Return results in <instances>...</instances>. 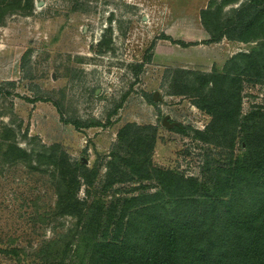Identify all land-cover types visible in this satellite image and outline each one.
Segmentation results:
<instances>
[{"label":"rangeland","instance_id":"374dc122","mask_svg":"<svg viewBox=\"0 0 264 264\" xmlns=\"http://www.w3.org/2000/svg\"><path fill=\"white\" fill-rule=\"evenodd\" d=\"M221 76L242 79V117L264 111V4L0 0V264H79L85 220L59 207L68 165L96 172L78 197L103 216L161 190L122 163L137 148L119 139L127 125L148 140L157 129L154 168L210 189L231 152L198 138L212 117L196 102ZM167 116L179 126L164 125ZM238 137L233 159L245 153L243 128Z\"/></svg>","mask_w":264,"mask_h":264},{"label":"trees","instance_id":"16d2710c","mask_svg":"<svg viewBox=\"0 0 264 264\" xmlns=\"http://www.w3.org/2000/svg\"><path fill=\"white\" fill-rule=\"evenodd\" d=\"M252 3L262 6L264 0ZM218 79L204 83L196 102L212 117L198 138L231 152L228 169L212 170L210 189L208 183L154 168L147 153L154 149L157 129H151L153 137L148 140L144 129L132 124L120 131L119 139L131 140L137 148L121 161L140 180L158 181L160 191L125 200L118 218L114 213L103 216V206L95 203L85 211L86 202L78 197L82 185H93L96 172L82 173L69 165L63 170L60 210L77 216L78 223L85 220L79 264H264V111L242 117L238 98L242 79ZM240 128L245 153L233 159ZM142 155L143 159L136 158ZM66 248L64 255L69 245ZM64 261L63 257L42 264H73Z\"/></svg>","mask_w":264,"mask_h":264},{"label":"water","instance_id":"95a60500","mask_svg":"<svg viewBox=\"0 0 264 264\" xmlns=\"http://www.w3.org/2000/svg\"><path fill=\"white\" fill-rule=\"evenodd\" d=\"M154 100H156V95H154ZM169 120H170V117L169 116L165 117L164 118V121H163L164 125H167L168 127L179 126L178 123L170 124L169 123Z\"/></svg>","mask_w":264,"mask_h":264}]
</instances>
